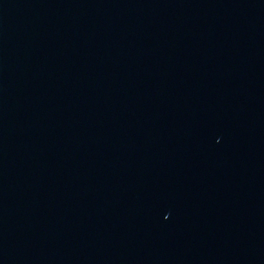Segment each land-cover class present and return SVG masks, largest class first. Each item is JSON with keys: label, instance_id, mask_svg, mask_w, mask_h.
<instances>
[{"label": "water", "instance_id": "95a60500", "mask_svg": "<svg viewBox=\"0 0 264 264\" xmlns=\"http://www.w3.org/2000/svg\"><path fill=\"white\" fill-rule=\"evenodd\" d=\"M0 264H264V0H0Z\"/></svg>", "mask_w": 264, "mask_h": 264}]
</instances>
